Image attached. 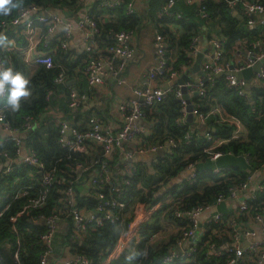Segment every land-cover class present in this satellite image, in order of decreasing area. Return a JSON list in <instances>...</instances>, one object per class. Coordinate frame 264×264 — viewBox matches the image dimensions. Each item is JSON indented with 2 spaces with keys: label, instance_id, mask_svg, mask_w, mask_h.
I'll use <instances>...</instances> for the list:
<instances>
[{
  "label": "trees",
  "instance_id": "16d2710c",
  "mask_svg": "<svg viewBox=\"0 0 264 264\" xmlns=\"http://www.w3.org/2000/svg\"><path fill=\"white\" fill-rule=\"evenodd\" d=\"M166 1L164 0L162 5ZM255 2L264 5V0H255ZM202 4L210 15L209 21L213 32L225 38L226 50L230 49L237 41H244L247 44L258 38L264 39V26L252 28L244 21L239 20L223 0H202ZM177 5L172 8V16L158 18L157 12L161 6L155 13L152 11L155 9L150 8L148 16L154 22L156 30L166 36L169 54L170 52L175 54L172 57L173 66L181 71L191 61L189 52L192 40L197 33L195 31L197 25L192 21L191 9L184 12L185 16L182 18V13L177 10ZM30 6H39L41 10L46 8L75 10L79 8V4L75 0H24L22 8ZM20 9L14 10L7 17L0 16V21L15 17ZM178 14L181 17L178 18ZM89 15L96 22L95 38L102 49L111 45L115 33L126 31L134 34L143 25L142 17L139 14H127L124 5L111 9L101 6V3H96L90 9ZM174 23L180 24L184 28L180 36H176L169 27ZM3 35L7 37L8 41L10 35L6 33ZM52 45L58 47L52 53L55 65L51 68L40 65L32 77H29L27 65L19 53L2 51V46H0V57L4 62V68L10 67L14 71L21 72L29 80L28 88L31 92L30 96L22 98L18 111H12L9 108L5 112L6 118L15 128H21L25 119L31 120L32 126L25 133L24 146L26 145L27 149H32L36 153L40 161L44 163L46 170L54 168L57 175V181L49 191L46 205L40 209L30 210L27 201L29 197L36 196L35 186L39 179V171L36 167L26 165L18 157H15L12 170L9 173L0 172V211H3L0 216V251L3 253V248L9 246L11 261L16 257L19 264H40V257L44 251L40 236L45 227L40 222L39 215L64 212L65 194L63 191L67 187V181L74 175V165L79 161L90 160V157L88 158L85 153H72L62 147L59 143L61 137L60 119L55 115L50 118L45 116L49 106L59 100L60 91L65 90L68 93L67 87L57 86L54 83L57 75L61 70H64L68 77H72L76 68L82 72L87 54L85 52V54L70 60L69 54L60 47V43L54 42ZM251 98L252 100L248 95L240 96L236 89L229 86L225 76L216 77L214 83L209 86L208 99L199 102L197 98H193V102H199L201 110L206 111L212 110L214 106H221L228 115L243 124L247 130V137L233 139L235 124L223 122L219 117L210 115L211 121L208 117L207 124L200 130L193 131L192 139L187 141L185 135L187 131H190L189 127L176 122L181 113L180 102L174 92L168 94L161 103L156 105L160 110V117L155 124L154 136L163 142L173 138L178 143L177 148L170 156L159 160L154 175L141 168L134 170L126 195L127 198L132 199L131 206L133 205V207L128 209L121 222L107 223L102 227L91 225L86 233L81 235V241H79L73 235L71 218L68 219L70 228L66 240L73 247L74 252L86 256L90 264H137L138 262L140 264H163V258L174 239L166 243L152 245L149 244V240L153 233L161 229L164 213L169 210V214H173L169 202L171 200L181 201L185 207L204 203L212 204L220 192L226 193L229 188L237 187L247 179V173L241 167L230 164L221 167L220 173L213 172V169L205 171L197 169L194 178L184 179L169 187V182L183 171L188 163H195L201 158L204 161H209L204 149L221 140V145L216 149L224 154L219 159L245 156L252 169H258L264 165V85H253ZM148 108H143V112L146 113ZM79 109L80 107L74 112L69 107L63 109L66 119L70 120L72 125L77 126L76 121L82 115ZM87 116H85V120H87ZM159 121H165L169 131L168 135L162 134ZM206 131L211 133L212 139L209 141L203 136ZM15 148L12 141L0 139V150H7L8 153L14 155ZM208 179L211 184L202 186L203 182ZM84 184L87 186L83 179L74 182L75 203L79 210L90 211L95 207L97 198L91 186L86 187L84 191L79 188ZM24 190H27V194L19 195ZM262 205H264V192L258 194L253 212L259 210ZM217 226L207 225V237L211 228ZM122 234L126 239L130 238L131 247L140 256L144 252L146 256L139 257L135 261L128 251L119 253L118 243ZM70 237H73V241H70ZM202 244L203 242L199 244L201 251L199 249L196 254L197 263L226 264V255L210 260L206 259L204 255L206 248L201 246ZM3 264H8V262ZM171 264H186V262L182 258H177Z\"/></svg>",
  "mask_w": 264,
  "mask_h": 264
},
{
  "label": "built area",
  "instance_id": "2783aa9c",
  "mask_svg": "<svg viewBox=\"0 0 264 264\" xmlns=\"http://www.w3.org/2000/svg\"><path fill=\"white\" fill-rule=\"evenodd\" d=\"M75 1L79 4L83 0ZM185 1L189 4L193 2V0ZM223 1L231 12L240 9L248 25L259 24L264 26V5L262 3L252 0ZM137 2L138 0H113L101 2V6L113 9L124 5L127 14L136 15L139 14ZM175 3L176 0H167L157 12V17L172 16V8ZM42 11L39 6L25 7L21 8L15 17L0 21V34L6 33L11 35L10 39L1 47V50L6 52L15 51V40L18 37L17 28L22 21L28 20V28L31 31L40 25L43 28L41 38H43L42 41L46 50L36 56L35 62L38 65L51 68L55 64L52 52L47 50L49 44L45 40V35L61 31L62 41L70 37L74 27L70 23H64V20L60 16ZM197 13L203 20H210V15L202 2L197 6ZM177 17L179 18L181 15L178 14ZM33 24L37 25L34 26ZM77 29L85 32V52L87 59L85 60L82 73L89 87L93 88L109 79H112L118 85L124 84L126 82L124 71L128 61L132 59L135 53L130 45V39L133 34L126 31L117 32L113 35L111 45L102 49L95 38V33L97 32L96 22L89 14L77 26ZM196 43L197 38L194 37L189 52L190 57H192V54H195L197 49ZM209 44V52L206 53L201 65V76L185 83L189 99L192 100L193 110L191 113L194 119H197L203 126L207 124L210 115L216 118L219 117L223 122L235 124V131L232 138L239 139L242 135L240 134V121L238 119L228 115L221 106L217 105L212 110L209 109L206 111L201 110L202 107L198 103L208 99L209 86L214 83L219 73H225L227 71L231 73L225 76L229 86L236 89L240 96L246 97L247 82L244 79H238L234 72L251 67L256 61L264 59V39L258 38L245 44L246 55L249 58L247 63L238 62L235 64L223 60L226 53V40L224 37L212 35L209 39ZM168 47L166 36L157 31L154 37V63L143 74L140 85L134 89L136 97L128 104H120L118 106L122 117L121 128L119 130H112L95 113L88 115L84 128L72 125L65 120L59 122L61 133L59 143L62 147L67 148L72 153H83L84 150L94 148L97 150V154L90 157L89 161H79L74 165V175L71 176L72 179L67 181V187L63 191L65 194L64 212L58 214L53 213L51 215H39L40 222L45 227L44 232L40 236L44 248L40 257V264H50V259L54 252V239L58 221L64 220L68 222V219L71 218L73 235L81 236L86 233L91 225L102 227L107 223L121 222L123 220L122 218L126 216L128 209L133 207V205L131 206L132 199L126 197L131 184L130 179L133 174L131 172L133 168L127 164L125 166H128L129 170L121 171V169L116 168V162L119 160L124 162L132 161L136 154H144L147 151L148 147H137L140 144H136L133 147L131 144L133 141H137L143 132V128L138 123L144 116L143 108L156 106L168 94L174 92L180 102L182 110L181 116L176 121L180 125L188 126L186 122L189 114L186 110L188 103L183 98L181 85L176 84V80L180 77L181 71L174 68ZM0 65L4 67V62L1 57ZM231 66H233V69H230ZM65 79L66 72L61 70L55 78L54 83L56 85H63ZM256 79L264 81V66L256 73ZM165 85H168V87L165 88ZM193 98H197L199 102H193ZM86 101L87 95L85 94H80L76 91L69 93L68 106L71 109L81 107ZM7 110H9V107L0 99V126L4 130V140L12 141L16 147L14 155L8 153L7 150H0V164L3 166L2 171L9 173L13 168L15 157L19 158L20 156H22V161L26 165L36 167L39 171L38 184L35 186L37 193L36 196L29 197L27 202L30 210L40 209L46 205L49 191L57 181L56 171L54 168L46 170L44 163L40 161L32 149H28V152L24 154L22 133L25 134L30 129L32 126L31 120L25 119L21 128H15L6 118L5 112ZM68 131L70 133L67 135ZM192 133L191 131H187L185 135L187 141L192 139ZM203 136L208 141L212 139L210 131H206ZM159 141L157 140V142ZM221 143L222 141L218 140L212 146L204 149V153L210 160L214 161L224 154L222 151L216 149ZM166 146L171 149L176 147L177 143L171 139L166 143ZM157 148H160V145H154L150 150L155 151ZM186 170L189 172L188 179L196 176L194 163H188ZM221 171V167L215 169V173H220ZM250 178L248 177L237 187L229 188L226 193L220 192L212 204L204 203L185 207V204L181 203V201L171 200L169 203L173 209L172 219L176 218L181 220V225L172 238L174 242L163 258V264H171L177 258L184 259L186 264H199L196 260V254L199 249L201 251L199 244L202 242L203 244L201 246L206 248L204 255L208 260L226 255V264H264V239L254 240L255 233L250 229L239 227L236 218L229 220L232 239L231 243L225 247L217 246L211 237L212 230H220L224 226L225 220L223 215L221 213H215L206 224L200 220L202 213L210 209L212 205H218L226 200H237V215H250V219L260 224L264 229V205L260 206L259 210L257 209L253 212L258 194L264 192V181L258 184L256 189L248 197L243 199L239 197V193L247 188ZM82 179L94 189L97 198L95 207L90 211L79 210L76 207L73 185L75 181L77 182ZM25 194H27V190L19 193V195ZM168 212L169 210L164 213V217ZM2 214L3 211H0V216ZM207 225H218L217 227L211 228L208 237ZM130 241V238L126 239L123 234L121 235L118 243L119 253L128 251L129 255L135 261L139 257H145L146 253L144 252L140 256L131 247L132 244ZM166 242L168 241L162 237L160 231L153 233L149 240L150 245ZM5 262V258L0 251V264ZM11 264H19L18 259L16 257L12 259ZM62 264H90V261L86 256L76 253L71 259L64 260ZM137 264L140 263L138 262Z\"/></svg>",
  "mask_w": 264,
  "mask_h": 264
},
{
  "label": "crops",
  "instance_id": "0c3cea01",
  "mask_svg": "<svg viewBox=\"0 0 264 264\" xmlns=\"http://www.w3.org/2000/svg\"><path fill=\"white\" fill-rule=\"evenodd\" d=\"M105 1L113 0H83L82 3H79V8L75 10L67 8L44 9L42 12L60 16L64 20V23H70L74 27L70 37L62 41L60 36L61 31L54 32L52 34H46L45 40L49 44L47 50L54 53L56 51V48L58 47H54L52 43L56 42L60 43V47L67 51V54H69L68 58L70 60L76 58L78 55H81L83 53L85 54V32L81 31L80 29H77V26L84 21V18L87 14H89L90 9L93 8L96 3L100 4L101 2ZM163 2L164 0H155V3L154 0H138L137 2V10L139 12V15L142 17L143 25L142 28L139 31H136L130 39V45L134 49L135 53L132 59L128 61L127 67L124 71V78L126 79V82L124 84L118 85L112 79H109L108 81L91 88L89 87L87 80L81 70L79 68H76L75 73L72 77H68V75H66L65 83L63 85H57L67 87L68 93L65 90H61L58 95L59 100L57 101V103H54L49 106L45 116L47 118H50L52 117V115H55L57 116V118L60 119V121L65 120L72 123L70 120L66 119L63 109L69 107V93L71 91H76L80 94L87 95V101L84 102L79 109V112L82 115L79 117L80 119L76 121L77 126H79L80 128H84L86 126L85 116L95 113L99 115L103 119L104 123L112 130H119L121 128L122 117L118 106L120 104H128L136 97L134 89L140 85L143 74L154 63V37L156 35L157 30L154 25V22L149 19L148 14L150 8H154L155 10L152 11L155 13ZM201 2L202 0H193V2L189 4L185 0H176L175 3V5L178 4L177 10L182 13V18L185 16L183 15L184 12L188 11V9L190 8L192 14V21H194V23L197 25V27H195V31H197L195 35V37L197 38V49L195 51V54H192L190 63L182 68L180 77L185 74V72L191 79H197L201 76L202 62L206 53L209 52L210 49L209 39L212 35H216L213 32L211 22L209 20L205 21L201 17H199V15H197V6ZM233 15L247 24L246 18L244 17L240 9L234 10ZM28 22V20L22 21L18 28L16 27L18 31V37L15 40V52L19 53V55L22 57L23 61L27 65L29 77H32L37 71V69L40 67V65L35 62V58L40 53L45 51L46 48H44V44L42 41L43 38H41V36L43 35L42 26H37L34 30L31 31L28 28ZM33 25L35 26L37 24ZM257 26L261 25H251L252 28H256ZM169 27L176 36H180L181 33L184 31V28L180 24H170ZM245 44L246 42L244 41L235 42L230 49L226 50L223 60L225 62H233L235 64L238 62L247 63L249 61V58L246 55ZM199 54L203 55V59L200 62V66H198L196 70H193L196 65V56ZM170 55L173 57L175 54L174 52H170ZM252 78L255 83L253 85H264L263 81H259L256 79V73L253 74ZM77 109H73V112ZM181 114L182 110L179 116H181ZM159 117L160 110L156 106L148 108L146 113H144V116L138 121L139 125L143 128V132L137 141L135 140L131 143L133 147H135L136 144H140V146L137 147H148L147 151H145L144 154H136L134 159L129 162L119 160L118 162H116L117 169H121V171H128V166H125L128 164L133 168L131 171L132 173L134 172V170L141 168L144 169L147 173L154 175L155 167L159 160L164 159L173 153V151L178 146L176 140L170 138L164 140V142L161 140L157 142L158 139L154 136V129L156 128L155 124H157ZM72 118H74V116H72ZM209 120L211 121L210 117ZM186 122L188 123V127L191 132L200 130L203 126L197 121V119H194L192 123H189L186 119ZM159 123V127H161L162 129V134H169L165 121H159ZM33 127L35 126L33 125ZM240 134L242 135V137H244V139L247 137V130L243 126V124L241 125V122ZM25 136L26 135L22 133L23 140ZM0 139L4 140V130L1 126ZM171 139H173L177 143V146L170 149V147L166 146V143ZM154 145H160V148H157L155 151H151L150 148ZM159 151L161 152L159 153ZM27 152L28 149L25 145L24 154H26ZM83 153H85L86 156L89 158L96 155L97 150L94 148H89L87 150H84ZM219 158L220 157H218L214 161H204L201 158L194 163V167L196 170L199 169L203 171L207 169H213V172H215L216 168L224 167L225 165L230 164H234L241 167L244 172L247 173L246 178L251 177L249 183L247 184V188L239 193V197L242 199L248 197L250 193H252L256 189L257 185L264 181V165L258 169H252V167H250L247 161V157L245 156L228 157L227 159ZM19 160H23L22 156L19 157ZM2 169L3 166L2 164H0V172L2 171ZM188 174V170H186V167H184L183 171H181L174 179H172L169 182L168 186L172 187L180 183L184 179H188ZM210 184L211 181L208 179L203 182L202 186ZM86 187H89L88 183L87 186L86 184L79 186L82 191H84ZM237 205V200H226L218 205H212L210 209L205 210L200 217L201 222L206 224L207 221L211 217H213L215 213H221L223 215V218L225 220L224 226L220 230L214 229L211 232V237L213 241L220 247H225L227 244L231 243L232 238L230 233L231 227L229 225V220L233 218L237 219L239 227L244 229H250L255 233L253 237L254 240L264 239V229L262 228V226L258 223L253 222L250 219V215H237ZM169 213L170 212H168V214L163 217L161 222V229L159 230L160 234H162V237L166 241H169V239L171 240L173 238L179 226L181 225V220L176 218L172 219L173 214ZM69 228V222L64 220L58 221L56 236L54 239V252L50 259L51 264H62L64 260L71 259L76 254L73 250V247L66 240V235L69 232ZM75 239L81 241V236H75ZM70 241H73V237H70ZM2 254L5 258V261L11 264L12 257L10 255L9 246L3 248Z\"/></svg>",
  "mask_w": 264,
  "mask_h": 264
},
{
  "label": "clouds",
  "instance_id": "9594fccd",
  "mask_svg": "<svg viewBox=\"0 0 264 264\" xmlns=\"http://www.w3.org/2000/svg\"><path fill=\"white\" fill-rule=\"evenodd\" d=\"M23 5L24 0H0V16L7 17L14 10L22 8ZM6 41L7 37L0 34V46H4ZM29 83V80L21 72L0 65V99L12 111H18L22 98L31 95L28 88Z\"/></svg>",
  "mask_w": 264,
  "mask_h": 264
},
{
  "label": "water",
  "instance_id": "95a60500",
  "mask_svg": "<svg viewBox=\"0 0 264 264\" xmlns=\"http://www.w3.org/2000/svg\"><path fill=\"white\" fill-rule=\"evenodd\" d=\"M202 59H203L202 54H199L196 56V63H195L196 65H195V68H193V70H196L198 68V66H200V62L202 61ZM263 64H264V59L258 60V61H256V63L253 66L244 68L243 70H241L239 72H234V74L236 75V77L238 79H244L247 82L246 93L250 97V100H252V98H251V87L253 86V84H255L252 76L254 73H257L260 70V68L263 66ZM230 69H233V66H231ZM229 74H231L229 71H227L225 73H219L217 75V78L222 77V76H226ZM189 80H191V78L185 72V74H183L180 78H178L176 80V84L181 85V92L183 94V98H185L187 103H188V106L186 108L187 112L189 113L187 116V121L189 123H192L194 121V117L191 113L193 110V105H192L191 100L189 99V95H188L187 89L185 87V83ZM167 87H168V85H165V88H167ZM69 133H70V131L67 132V135ZM178 250L180 251V249H178Z\"/></svg>",
  "mask_w": 264,
  "mask_h": 264
},
{
  "label": "rangeland",
  "instance_id": "374dc122",
  "mask_svg": "<svg viewBox=\"0 0 264 264\" xmlns=\"http://www.w3.org/2000/svg\"><path fill=\"white\" fill-rule=\"evenodd\" d=\"M159 152H161V151H159Z\"/></svg>",
  "mask_w": 264,
  "mask_h": 264
}]
</instances>
